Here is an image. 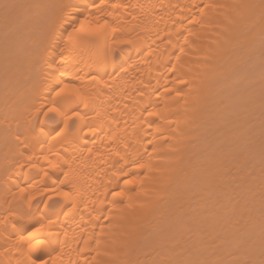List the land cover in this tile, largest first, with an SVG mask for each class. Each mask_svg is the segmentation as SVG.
I'll return each mask as SVG.
<instances>
[{"label": "bare ground", "instance_id": "1", "mask_svg": "<svg viewBox=\"0 0 264 264\" xmlns=\"http://www.w3.org/2000/svg\"><path fill=\"white\" fill-rule=\"evenodd\" d=\"M103 2L107 39H81L63 61L59 9L19 27L23 10H0V221H51L63 264L259 260L262 38L235 7L259 0ZM113 28L133 44L114 45ZM53 75L89 98L55 141L36 134ZM245 233L255 245L241 255ZM16 239L0 227V264L24 258Z\"/></svg>", "mask_w": 264, "mask_h": 264}, {"label": "snow or ice", "instance_id": "2", "mask_svg": "<svg viewBox=\"0 0 264 264\" xmlns=\"http://www.w3.org/2000/svg\"><path fill=\"white\" fill-rule=\"evenodd\" d=\"M194 7L196 5H193ZM49 7H55L59 9V23L57 28L51 31L50 42L58 43L63 42L64 47L60 49L59 58L61 61L65 59L64 53L69 50L70 46H74L81 39L99 40L107 39L109 25L107 23V17L100 15L104 12V9L108 7L103 0H85V3L75 4L72 0H60L55 5L34 3V4H18L13 3L11 0H0V10H3L5 17L7 18L13 12L17 10H23V17L20 19L15 27L27 20L40 15V10L47 9ZM116 7H123L117 5ZM204 8L213 7V5L205 4ZM241 11L237 15L242 20V27L246 29L254 28L258 22L260 25V33L262 38L261 54H260V66L262 75H264V0H259V4L245 3L235 6ZM87 13V14H86ZM201 11V15H202ZM81 17H83L81 19ZM245 17L247 20L245 21ZM63 28V32L59 31ZM70 29V31H69ZM112 41L114 45L133 44L131 40H117L116 35L118 30L113 28ZM67 36V40H64V36ZM53 59H55L53 57ZM112 66L115 67V60L112 62ZM50 80L55 84V87L48 93L50 99L47 107L41 106V110L37 115L45 117V122L42 126H39L38 136L49 137L55 141L60 137H63L66 129L69 126V121L75 123L76 119H81L80 113L75 110L73 105L79 106L83 104L85 108L89 106V98L86 97L81 89L77 88L74 83H65L60 76H51ZM260 112H261V126H262V138L259 150V160L261 164V171L264 174V88H262V94L260 99ZM39 121L36 124L39 125ZM50 125H55L50 127ZM36 127V125H34ZM47 129V130H46ZM24 150L27 151V145L24 146ZM48 160V156L44 157ZM33 157H29L27 164L29 168L35 169L37 163H33ZM51 163V162H50ZM143 167V165H141ZM45 176L48 175L47 171H44ZM127 183H134L130 180ZM262 183H264V175H262ZM123 193H116V195H122ZM64 196H68V193H62ZM31 199L28 201V207L31 208ZM47 207V205H45ZM254 208L246 209L245 222L248 225L255 226L256 220L251 212ZM34 217L32 214L26 213L19 218L13 214V220H9L5 217L0 221V227H3L5 231L11 230L12 236H15L17 253L23 254V259L18 260L17 264H63L62 257L60 255L59 236L52 233L51 224L49 221L47 224L42 219H35V222L30 223ZM14 221V222H13ZM245 234H242L237 241L239 249L243 252L241 255L246 254L252 248H254L255 242L248 238L245 239ZM259 237L261 247V258L259 260L237 258L227 262V264H264V191H262L259 202ZM162 264H225L221 259L213 261H166Z\"/></svg>", "mask_w": 264, "mask_h": 264}]
</instances>
